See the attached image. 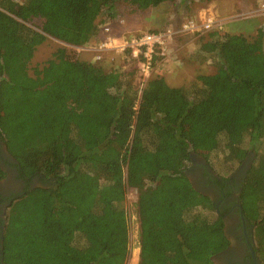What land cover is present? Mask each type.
<instances>
[{
	"label": "trees",
	"instance_id": "trees-1",
	"mask_svg": "<svg viewBox=\"0 0 264 264\" xmlns=\"http://www.w3.org/2000/svg\"><path fill=\"white\" fill-rule=\"evenodd\" d=\"M174 1L127 0L137 10ZM115 3L0 0V145L10 157L0 148V182L10 167L26 183L18 194L0 191V264H127L131 188L139 264H221L224 214L187 171L193 155L217 151L242 164L246 140L255 158L238 202L264 264V17L253 36L210 32L193 56L211 57L216 70L195 77L193 98L155 73L141 89L136 63L107 70L66 49L31 68L49 38L97 47L98 19H113ZM219 177L224 187L230 178Z\"/></svg>",
	"mask_w": 264,
	"mask_h": 264
},
{
	"label": "rangeland",
	"instance_id": "rangeland-1",
	"mask_svg": "<svg viewBox=\"0 0 264 264\" xmlns=\"http://www.w3.org/2000/svg\"><path fill=\"white\" fill-rule=\"evenodd\" d=\"M20 3L23 0H16ZM264 0H176L174 2H164L155 8L147 10H137L133 8L127 0H116L114 13L115 17L110 19L105 24H100V21L107 20L106 15L103 14L98 19V29L100 37L103 39V32L101 28L106 25L111 26L114 35H130L131 33L153 31L155 29L161 30L166 27L177 28L188 19H197L203 22L208 17H214L220 25H222V33H243L247 36L256 34L259 27L263 23L264 17ZM225 18V19H223ZM210 32L204 35H192L190 38L177 37L170 46V58L161 61L155 67L154 73L163 76L168 84L171 86L184 85L188 90L191 98L195 97V77L198 74H210L215 72L214 60L205 55L202 62H197L194 57L195 51L201 47L202 43L208 39ZM197 36V38H196ZM199 37L200 40H197ZM58 49H66L69 54L75 53L80 59L94 60L96 52L89 49V45L80 48L69 46L63 42L49 38L42 44L35 53L34 59L31 63L33 69L35 65H42ZM102 59L105 61L106 69H123L125 71L131 70L134 61L128 54H118L115 51H108L102 54ZM33 73V70H31ZM135 84L141 87V78L138 76L135 79ZM3 155L8 156L5 145H0ZM249 149L247 155L249 164L252 165L255 158V152L249 147V144L244 141L243 145ZM264 150V142L259 151ZM209 164V167L218 176H226L230 178L241 166V164H227L223 161L222 152H213L210 155H196ZM195 155L193 157H196ZM9 157V156H8ZM10 159V157H9ZM9 180L0 182V191L4 189H19L21 182L16 180L14 170L7 167ZM33 186H40V183L35 180ZM137 196L136 189H128L126 199L123 202V207L127 210L130 227V257L127 264H139V220L137 216ZM211 217H215L216 213L211 212ZM137 255V258L135 256ZM217 261V259L215 258ZM218 262V261H217Z\"/></svg>",
	"mask_w": 264,
	"mask_h": 264
},
{
	"label": "flooded vegetation",
	"instance_id": "flooded-vegetation-1",
	"mask_svg": "<svg viewBox=\"0 0 264 264\" xmlns=\"http://www.w3.org/2000/svg\"><path fill=\"white\" fill-rule=\"evenodd\" d=\"M193 156L191 157L193 165L189 167L187 173L193 183L197 184L199 189L211 197L217 211L224 214L226 234L230 241L228 249L215 258L221 264H253L252 232L250 224L245 221L240 211L241 206L238 202L240 189L237 187L241 184L243 175L251 166L248 158L244 159L239 169L226 181L223 187V185L214 182L215 179L222 180L209 167V164L199 156ZM10 175L11 173L8 174V176ZM14 175L16 180L21 182V187L19 189L12 188L9 191L2 189L1 193L3 195L18 194L25 189V181L19 179L16 172H14ZM8 176L5 180H9Z\"/></svg>",
	"mask_w": 264,
	"mask_h": 264
},
{
	"label": "built area",
	"instance_id": "built-area-1",
	"mask_svg": "<svg viewBox=\"0 0 264 264\" xmlns=\"http://www.w3.org/2000/svg\"><path fill=\"white\" fill-rule=\"evenodd\" d=\"M264 8V4H263ZM222 29V25L214 17H208L203 22L188 19L177 28L166 27L157 32L145 31L130 35H114L111 26L101 28L103 39L97 47L95 59H102V54L115 51L118 54H128L140 69L141 89L149 77L154 73V56L159 54L163 60L170 58V46L182 34L204 35L208 32ZM92 49V48H91ZM130 50V52H128ZM162 60V61H163Z\"/></svg>",
	"mask_w": 264,
	"mask_h": 264
},
{
	"label": "crops",
	"instance_id": "crops-1",
	"mask_svg": "<svg viewBox=\"0 0 264 264\" xmlns=\"http://www.w3.org/2000/svg\"><path fill=\"white\" fill-rule=\"evenodd\" d=\"M223 19H225V18H223ZM185 36H187V37L190 38L192 35H190V34H182L180 37H185ZM197 36H198V35H197ZM197 36H196V38H197ZM197 40H200L199 37H198ZM89 49H91V48H89ZM193 58L196 59L195 57H192V60H193Z\"/></svg>",
	"mask_w": 264,
	"mask_h": 264
},
{
	"label": "water",
	"instance_id": "water-1",
	"mask_svg": "<svg viewBox=\"0 0 264 264\" xmlns=\"http://www.w3.org/2000/svg\"><path fill=\"white\" fill-rule=\"evenodd\" d=\"M252 254H253V260H254L255 264H257V260H256V257L254 255V251L253 250H252Z\"/></svg>",
	"mask_w": 264,
	"mask_h": 264
},
{
	"label": "bare ground",
	"instance_id": "bare-ground-1",
	"mask_svg": "<svg viewBox=\"0 0 264 264\" xmlns=\"http://www.w3.org/2000/svg\"><path fill=\"white\" fill-rule=\"evenodd\" d=\"M135 258L138 259V258H137V255L135 256Z\"/></svg>",
	"mask_w": 264,
	"mask_h": 264
}]
</instances>
